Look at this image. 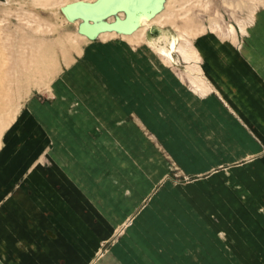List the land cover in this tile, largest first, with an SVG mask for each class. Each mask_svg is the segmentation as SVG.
<instances>
[{
  "label": "crops",
  "instance_id": "obj_1",
  "mask_svg": "<svg viewBox=\"0 0 264 264\" xmlns=\"http://www.w3.org/2000/svg\"><path fill=\"white\" fill-rule=\"evenodd\" d=\"M212 38L186 61L204 91L151 76L169 81L168 124L155 120L152 140L125 138L127 127H57L64 91L21 105L0 143V264H264V10L243 44Z\"/></svg>",
  "mask_w": 264,
  "mask_h": 264
},
{
  "label": "rangeland",
  "instance_id": "obj_2",
  "mask_svg": "<svg viewBox=\"0 0 264 264\" xmlns=\"http://www.w3.org/2000/svg\"><path fill=\"white\" fill-rule=\"evenodd\" d=\"M73 1L77 0H0V118L4 109L16 115L23 103L53 101L57 97L55 92L64 91L66 98L60 116L64 123L57 127H72V121L77 124L74 127L81 129L127 127L122 129L125 138L131 134L132 138L152 140L150 127L155 120H160L157 127L168 124L166 90L169 81L155 85L151 76H175L176 80L172 79L175 85L185 79L187 86L202 91L206 83L198 81L195 85L189 81L187 70L198 67L196 62L186 63L177 52V60L168 61L147 41V36L172 29V33L181 34V43H190L193 51L201 37L210 35L213 38L208 42L216 39L239 46L249 37L255 13L264 10V0H160L144 38L127 41L129 46L125 42L116 46L115 41L126 40L120 36L104 40L101 33L115 32L111 24L128 16V12L117 9L97 20L102 25L101 30L91 37L82 31V25L88 21L69 9ZM64 3H68V7ZM230 25L234 26V32H229ZM88 49L94 53L97 69L85 65L84 60L91 59ZM142 79L148 82L141 83ZM120 89L129 95L119 99L116 92ZM107 97L113 102L111 109H108ZM161 97L166 100H158ZM133 99L139 102L136 116L129 113L122 116L115 110L125 107L126 100L130 103ZM109 110L113 112L109 114ZM144 160V168L150 167L146 156ZM168 166L164 162L157 163L160 172L166 171V175L180 179L176 165L172 162Z\"/></svg>",
  "mask_w": 264,
  "mask_h": 264
},
{
  "label": "bare ground",
  "instance_id": "obj_3",
  "mask_svg": "<svg viewBox=\"0 0 264 264\" xmlns=\"http://www.w3.org/2000/svg\"><path fill=\"white\" fill-rule=\"evenodd\" d=\"M77 1H73L72 3H75ZM84 1L85 2H94L96 0H89V1L84 0ZM65 4L66 3H64L63 5H65ZM63 5H61V6H63ZM68 5L69 4L67 3L66 6L68 7ZM61 10H63V9L61 8ZM152 15H153L152 13H146V11H142L141 14H139V15H131V16L128 15L126 17L120 18V19L129 18L133 30L135 28L141 26L136 31L134 30V32H133V30H132L131 32L125 33L123 36L128 38L130 41H138V40H141L142 38H144L145 30L151 24L150 17ZM241 28L244 29V27H241ZM171 31H172V29H171ZM171 31L162 29L156 35H151L149 37L147 36V41L170 62H174L175 60H177V58L175 57L176 52L181 54L186 61H189V60L192 61V58H194L195 55H194L193 49H191L190 43H188V45H184L183 43L180 42L181 34L177 35L175 33H172ZM234 31H235L234 26L230 25L229 32H234ZM117 34L118 33H116V32L105 31V32L101 33V36L103 37V39H107V38L114 36V35H117ZM187 71L189 73L188 78L195 85L198 83V81L206 83L199 67H195V66L189 67V69ZM197 86H200V85H197ZM206 87L207 86L205 85V89H206ZM197 89H199V88H197ZM12 119H13V115H9L8 117H6V119L1 118V120H0V143H1L2 134H3L4 130L7 128L6 126L10 123V121Z\"/></svg>",
  "mask_w": 264,
  "mask_h": 264
},
{
  "label": "water",
  "instance_id": "obj_4",
  "mask_svg": "<svg viewBox=\"0 0 264 264\" xmlns=\"http://www.w3.org/2000/svg\"><path fill=\"white\" fill-rule=\"evenodd\" d=\"M160 0H96L85 2L78 0L69 6L72 12L80 14L88 22L82 25V31L86 34L95 36L101 30V23L97 20L109 16L117 9H125L128 15H139L142 11L154 14L159 8ZM91 21V22H89ZM112 29L128 33L133 30L130 19H118L111 24Z\"/></svg>",
  "mask_w": 264,
  "mask_h": 264
}]
</instances>
